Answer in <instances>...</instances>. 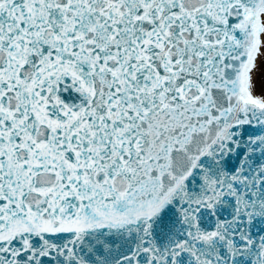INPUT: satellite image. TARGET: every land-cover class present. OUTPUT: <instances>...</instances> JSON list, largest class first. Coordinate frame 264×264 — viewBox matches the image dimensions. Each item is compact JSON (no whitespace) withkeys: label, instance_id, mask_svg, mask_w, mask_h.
<instances>
[{"label":"snow or ice","instance_id":"obj_1","mask_svg":"<svg viewBox=\"0 0 264 264\" xmlns=\"http://www.w3.org/2000/svg\"><path fill=\"white\" fill-rule=\"evenodd\" d=\"M0 264H264V0H0Z\"/></svg>","mask_w":264,"mask_h":264}]
</instances>
